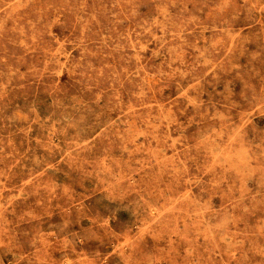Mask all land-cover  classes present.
<instances>
[{"label": "rangeland", "instance_id": "374dc122", "mask_svg": "<svg viewBox=\"0 0 264 264\" xmlns=\"http://www.w3.org/2000/svg\"><path fill=\"white\" fill-rule=\"evenodd\" d=\"M0 264H264V0H0Z\"/></svg>", "mask_w": 264, "mask_h": 264}, {"label": "bare ground", "instance_id": "6f19581e", "mask_svg": "<svg viewBox=\"0 0 264 264\" xmlns=\"http://www.w3.org/2000/svg\"><path fill=\"white\" fill-rule=\"evenodd\" d=\"M76 9V8H75ZM220 9V8H219ZM193 88V87H192ZM235 131V130H234ZM233 132V131H232ZM224 133V132H223ZM211 151H212V149H211ZM164 152V151H163ZM223 158V157H222ZM247 160V159H246ZM216 205V204H215ZM233 221V220H232Z\"/></svg>", "mask_w": 264, "mask_h": 264}]
</instances>
